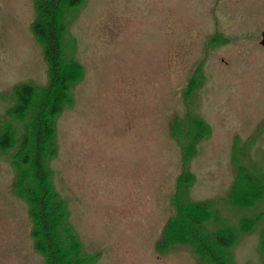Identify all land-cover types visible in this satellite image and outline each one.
Returning a JSON list of instances; mask_svg holds the SVG:
<instances>
[{
	"label": "rangeland",
	"instance_id": "rangeland-1",
	"mask_svg": "<svg viewBox=\"0 0 264 264\" xmlns=\"http://www.w3.org/2000/svg\"><path fill=\"white\" fill-rule=\"evenodd\" d=\"M34 1L0 0V119L15 85L47 80L29 29ZM72 20L68 35L83 76L56 118L49 166L83 249L99 255L94 264H196L186 246L157 250L180 172L169 123L188 108L209 129L189 161L190 198L209 202L236 234L232 264H261L264 204L239 211L227 195L236 141L254 138L245 160L264 170V0H84ZM13 179L0 154V264H44ZM260 213L242 233L240 218Z\"/></svg>",
	"mask_w": 264,
	"mask_h": 264
},
{
	"label": "trees",
	"instance_id": "trees-1",
	"mask_svg": "<svg viewBox=\"0 0 264 264\" xmlns=\"http://www.w3.org/2000/svg\"><path fill=\"white\" fill-rule=\"evenodd\" d=\"M83 1H34V19L29 29L41 48L47 80L42 86L15 85L12 105L0 119V154L7 157L14 172L11 190L27 205L33 250L44 264H94L99 256L83 249L70 224L66 201L55 190L49 166L57 155L56 118L71 105L72 88L83 76L75 58V41L68 35L70 22ZM197 75L195 71L185 87L183 99L188 104V97L199 82ZM208 132L202 121L192 117L189 108L184 119L175 117L169 123L170 137L180 148V172L171 198L174 214L162 229L157 250L163 253L182 245L191 249L196 264H232L236 234L216 215L209 202L192 201L189 194L194 181L189 161L197 142ZM252 140L247 138L242 145L236 141L232 150L235 176L227 202L239 211L264 204V170L245 160ZM262 216L263 213L242 216L240 231H252ZM209 221L211 228L207 227ZM259 254L264 264V229Z\"/></svg>",
	"mask_w": 264,
	"mask_h": 264
},
{
	"label": "water",
	"instance_id": "water-1",
	"mask_svg": "<svg viewBox=\"0 0 264 264\" xmlns=\"http://www.w3.org/2000/svg\"><path fill=\"white\" fill-rule=\"evenodd\" d=\"M262 46H264V32L262 33V41L260 42Z\"/></svg>",
	"mask_w": 264,
	"mask_h": 264
}]
</instances>
